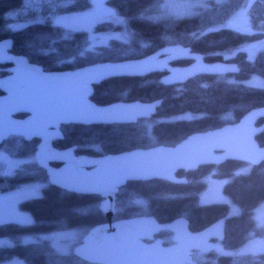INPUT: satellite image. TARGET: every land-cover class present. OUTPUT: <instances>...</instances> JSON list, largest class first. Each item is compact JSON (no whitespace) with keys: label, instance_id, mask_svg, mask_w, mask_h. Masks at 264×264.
<instances>
[{"label":"trees","instance_id":"1","mask_svg":"<svg viewBox=\"0 0 264 264\" xmlns=\"http://www.w3.org/2000/svg\"><path fill=\"white\" fill-rule=\"evenodd\" d=\"M162 1H102L106 10L113 11L122 22L97 23L96 31L119 33L108 43L99 45L92 44L86 31H67L53 21L62 13L90 7L93 0L0 1V39L10 37L12 52L26 55L45 70L141 57L171 43L190 46L192 51L202 53L206 61H231L239 67L235 74L198 75L173 85L163 84L160 73L105 79L94 85L92 99L96 103L160 98L156 114L134 123L64 124L61 125L63 139L54 143L57 147L74 145L78 154L102 155L158 144L173 145L190 133L237 121L249 109L264 105V86L242 81L253 75L264 77V0H252L244 28L229 21L245 0H204L205 4L191 15L155 16ZM15 22L22 25L13 27ZM250 46H254L253 51L247 50ZM6 73L7 65H3L0 75ZM256 139L264 145V130ZM37 142V139L27 141L21 136H9L0 146L9 155L27 159L13 174H0V192L28 183L41 186L38 195L19 202L20 208L31 214V222L0 221V237L13 240L11 245L0 246V262L17 258L27 264H93L80 259L72 250L60 252L48 240L40 239L48 232L74 228L83 235L106 218L99 207V195L76 194L48 182L45 169L34 158ZM246 164L227 160L193 171H177L178 175L187 177L185 183L162 179L128 181L116 194L113 219L152 215L164 223L184 216L189 228L197 231L225 217L222 242L226 248H239L258 232L262 234L254 209L264 202V161L236 172ZM211 170L218 177H228L222 191L240 207L239 213L228 216L225 202L199 201L200 193L207 186L204 177ZM26 237L40 241H24ZM195 260L196 264H264V252L212 251L200 253Z\"/></svg>","mask_w":264,"mask_h":264},{"label":"water","instance_id":"2","mask_svg":"<svg viewBox=\"0 0 264 264\" xmlns=\"http://www.w3.org/2000/svg\"><path fill=\"white\" fill-rule=\"evenodd\" d=\"M1 1V0H0ZM12 39H0V64H10L0 76V145L9 136L37 139L34 158L45 169L48 182L76 194L101 197L99 207L106 220L92 226L72 253L93 264H196L193 251L210 253L214 239L224 237L225 217L193 231L186 217L159 222L152 215L113 219L116 194L128 181L162 179L185 183L177 171L196 170L235 160L251 165L264 161V145L256 136L264 130V105L245 112L237 121L190 133L173 145L158 144L102 155L76 153L74 145L57 147L63 139L61 125L134 123L156 114L161 99L98 104L92 99L94 85L121 76L160 73L166 85L181 84L198 75L239 72L237 63L206 61L188 45H163L141 57L100 61L65 70H45L26 55L12 52ZM190 60L189 63H176ZM173 232V243L160 230Z\"/></svg>","mask_w":264,"mask_h":264},{"label":"rangeland","instance_id":"3","mask_svg":"<svg viewBox=\"0 0 264 264\" xmlns=\"http://www.w3.org/2000/svg\"><path fill=\"white\" fill-rule=\"evenodd\" d=\"M104 0H93L90 7L72 11L67 13H62L53 18V21L60 23L67 31L82 30L86 31L90 36L92 44H106L113 36H119L118 32L114 31H96L95 26L97 23L109 20L113 22H122L116 17V14L111 11L108 12L101 2ZM100 2V3H99ZM204 0H163L156 8L157 12H154L155 16L159 17H179L186 16L196 13L199 7L204 5ZM252 0H245L241 7L232 16L229 23L238 26L239 28H244L248 24V9L252 5ZM246 16H244L245 14ZM244 16V17H243ZM21 22L13 23V27L21 26ZM254 46L247 48L248 51H253ZM230 78H233L230 76ZM234 79V78H233ZM246 84L264 86V77L253 75L247 79L242 80ZM1 146V145H0ZM27 159L14 157L7 154L0 147V174L11 175L15 172L16 168L21 166L22 163ZM250 164H246L241 170H248ZM211 170L204 179L207 182L206 188L200 193L199 201L201 203H211V202H225L228 204L227 215L237 214L241 211L240 207L235 204L231 198L224 194L222 191L223 183L228 179V177H218ZM39 183H28L21 187L0 192V221H13L18 223H27L32 221L31 214L20 208L19 202L27 197H31L39 194ZM254 217L257 226L260 228L262 234L259 232L254 235L245 245L229 249L224 246V244H216L215 251L218 253H229V254H239L245 252H264V202L260 203L254 209ZM263 228V230L261 229ZM82 236V231L74 228L73 230L66 231H54L48 232L41 235V240H48L51 242L53 247L60 252H70L72 246L76 243ZM40 241L38 238H24V241L28 240ZM13 243L12 239L7 237H0V246L11 245ZM198 253H195V259L198 257ZM0 264H27L21 259H9L7 261H2Z\"/></svg>","mask_w":264,"mask_h":264},{"label":"flooded vegetation","instance_id":"4","mask_svg":"<svg viewBox=\"0 0 264 264\" xmlns=\"http://www.w3.org/2000/svg\"><path fill=\"white\" fill-rule=\"evenodd\" d=\"M3 65H7V68L10 66V64H8V63H6V64H0V69H1V67H2ZM6 74H8V71H7ZM0 76H1V75H0ZM2 76H3V75H2ZM0 93H1V91H0ZM225 227H226V222H225ZM191 230H192V229H191ZM224 230H225V229H224ZM193 231H195V230H193ZM224 232H225V231H224ZM156 238H161V239H162V243H163L164 245L171 244V243H173V232L170 231V230H167V229L160 230V231H158L157 233H154V234H153V238H152V239L146 238V239H144V240L147 241V242H150V241H152L153 239H156ZM223 239H224V237H223L222 239H214V249H213V251L216 250V249H215L216 244H223V242H222ZM195 253L200 254V253H203V252H202V251H199V250H194V251H193V257L195 256ZM206 254H208V253H206ZM194 259H195V257H194Z\"/></svg>","mask_w":264,"mask_h":264}]
</instances>
